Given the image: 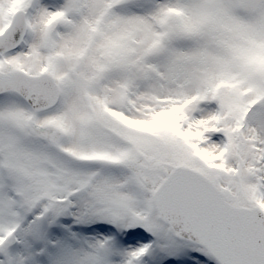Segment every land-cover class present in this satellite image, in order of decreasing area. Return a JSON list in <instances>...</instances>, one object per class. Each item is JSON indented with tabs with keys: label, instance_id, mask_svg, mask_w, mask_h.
Masks as SVG:
<instances>
[{
	"label": "snow or ice",
	"instance_id": "obj_1",
	"mask_svg": "<svg viewBox=\"0 0 264 264\" xmlns=\"http://www.w3.org/2000/svg\"><path fill=\"white\" fill-rule=\"evenodd\" d=\"M0 264H264V0H0Z\"/></svg>",
	"mask_w": 264,
	"mask_h": 264
}]
</instances>
